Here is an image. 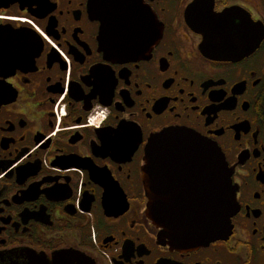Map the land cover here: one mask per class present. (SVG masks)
<instances>
[{"label": "flooded vegetation", "instance_id": "obj_1", "mask_svg": "<svg viewBox=\"0 0 264 264\" xmlns=\"http://www.w3.org/2000/svg\"><path fill=\"white\" fill-rule=\"evenodd\" d=\"M129 1L104 37L114 0H0V264H264V0ZM174 128L220 147L238 202L189 248L147 215Z\"/></svg>", "mask_w": 264, "mask_h": 264}, {"label": "water", "instance_id": "obj_2", "mask_svg": "<svg viewBox=\"0 0 264 264\" xmlns=\"http://www.w3.org/2000/svg\"><path fill=\"white\" fill-rule=\"evenodd\" d=\"M114 1V10L97 13L104 37L123 35L114 30L124 31L133 22L128 13L116 14L120 7L132 12L133 2ZM143 175L147 215L163 228L172 246L189 248L229 234L238 202L232 170L218 145L189 129L165 130L152 136L146 146Z\"/></svg>", "mask_w": 264, "mask_h": 264}]
</instances>
